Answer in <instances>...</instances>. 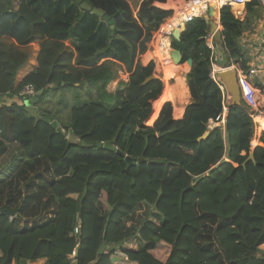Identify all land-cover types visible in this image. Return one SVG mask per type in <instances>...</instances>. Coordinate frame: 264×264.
Here are the masks:
<instances>
[{"label":"trees","instance_id":"1","mask_svg":"<svg viewBox=\"0 0 264 264\" xmlns=\"http://www.w3.org/2000/svg\"><path fill=\"white\" fill-rule=\"evenodd\" d=\"M83 4L101 10L112 27ZM157 4L166 0H142L135 9L127 0H0V98L10 101L0 104V170L9 168L0 177V264H70L77 244L76 264H264V131L252 150L255 164L242 167L254 132L243 103L226 114V158L221 132L207 127L222 112V94L209 77L212 65L247 69L239 39L253 29L256 2L243 19L229 8L220 12L227 65L215 45H207L204 18L171 41L181 63L192 61L185 76L192 102L181 120H174L169 102L152 118L151 102L163 83L143 86L155 64L136 61L171 15ZM34 46L36 68L17 83ZM166 60L172 68L169 52ZM118 63L129 76L110 95L106 88ZM25 85L42 91L34 107L50 92L74 85H86L95 91L89 97L96 96L74 107L68 126H61L49 111L34 115L19 100ZM178 85H169L161 102L183 98L186 88L182 84L180 96ZM206 131L209 136L198 141ZM105 142L133 161L95 147ZM37 164L41 171L24 177L27 193L20 198L24 188L19 192L11 177ZM140 208L145 220L126 230L127 220L143 214ZM76 226L79 233L72 236ZM116 248L128 259L113 256Z\"/></svg>","mask_w":264,"mask_h":264},{"label":"built area","instance_id":"2","mask_svg":"<svg viewBox=\"0 0 264 264\" xmlns=\"http://www.w3.org/2000/svg\"><path fill=\"white\" fill-rule=\"evenodd\" d=\"M256 2L255 8L262 7L264 8V0H188L183 1L182 5L178 8L177 12L179 15L177 16L176 22L173 23L171 26L169 25V22H166L167 19H165V25L170 26L168 29L160 27L152 36L151 43V51H154L155 45L158 41V38L160 39H166L168 41V52L170 54L171 50V41L172 33L174 30L178 29L181 32L184 30L186 25L191 23L194 19L197 18H204L206 21L209 20L208 13L209 10L212 9L216 16L215 21H217V24L219 25V18H220V12L224 8H229L231 13L234 16L239 17L242 19L244 15L246 14V8L249 4ZM172 13L175 14L174 8L171 9ZM172 19L175 17L171 16ZM170 18V17H169ZM168 18V19H169ZM256 31H260L262 33L261 40L255 39L253 41L252 49H251V61L247 64L248 68L243 70L236 64H231L227 67L220 68V71L224 70H231L235 72L236 75V82L239 90V95L241 98V102L244 105L245 111L247 115L251 118L254 126V132H253V140L250 142V147L253 149L256 145V141L258 140V137H256V134H261L262 131H264V127L260 124V122L257 119L264 118V86L257 87L255 84V79H258L260 73L264 70V26L261 28V25L258 23ZM163 26V25H162ZM165 29V30H164ZM246 35V34H245ZM159 36V37H158ZM255 36V35H254ZM213 41L212 34H209L206 38L207 45L210 49H213L214 41L212 42V46L208 44V41ZM215 45V44H214ZM215 64L212 65V76L216 74V71L213 70V67ZM129 75H125L124 82L127 81ZM264 79V74L261 75ZM217 78V75H216ZM218 80V78H217ZM260 82V80H259ZM220 85H218V88L222 92V112L220 115L217 116V118L213 121L210 120L208 122V129H215L218 126H222L225 131V125H226V114L229 110L231 103H230V97L224 88L223 83L220 81ZM37 95V91L34 89L32 85H25L19 90L18 98L22 102H28L32 98H34ZM3 98H0L2 100ZM8 99V98H6ZM10 103V102H9ZM1 104V103H0ZM14 216H10V220H12ZM79 233V229L76 226L74 228L72 236H77ZM79 245L77 244L73 253L69 256L70 264H76V252L78 250ZM113 256L117 258H122L127 260V256L122 253L118 248L113 250L111 253Z\"/></svg>","mask_w":264,"mask_h":264},{"label":"rangeland","instance_id":"3","mask_svg":"<svg viewBox=\"0 0 264 264\" xmlns=\"http://www.w3.org/2000/svg\"><path fill=\"white\" fill-rule=\"evenodd\" d=\"M141 1L142 0H127V2L130 4V6L133 9H135L136 6H138V4ZM169 3H172V2L170 1ZM179 4H182V3L179 1V3H175L174 5H179ZM167 7H170V6H167ZM167 10L171 11V8H167ZM177 10L178 9H174L175 14H173L172 11H171V15L169 16L170 18L168 17L169 20H171V21L173 20L174 23L176 22V20H178V19H176L177 16L179 15V13L177 12ZM255 10H256V14H258V17L254 18V20H253V29L250 30L249 32H246L245 33L247 35V36H245V38L247 40L245 42V49L248 48L249 51L252 49L253 41L255 39H257V40L260 41L261 38H262V33L260 31H256L255 30L256 27L258 26L257 24L259 23L261 25V28L264 26V8H262V7L259 6V8H255ZM171 16H173L175 18L172 19ZM168 18H166L167 19L166 21H168ZM164 23H165V20L161 23V25H164ZM165 29H168V27H165ZM218 30L221 31L222 28L219 27ZM212 42L213 41L211 39V40L208 41V44L212 46ZM215 47H216V44H215ZM157 48H158L157 45H155V48H154V51H155L154 52V55L155 56H154V58H157L156 60L158 61V67H157V71L154 69L153 74L155 75L156 79L162 80V77L163 76H162L161 71L163 70V67L161 66L162 64H160V60L158 58V54L156 53V49ZM216 51L219 54H221L217 50V47H216ZM221 55L223 56V54H221ZM220 60H222L220 58V55H217V61H220ZM180 65L181 66H186V62L185 63H181ZM191 68H192V66H191ZM191 68H189V67L186 66L187 71H185V70L184 71H180L179 70L178 72L174 71L175 73L173 72V76L166 78V81H167L168 85H170L171 83H173V81L176 80V78H178L181 73L182 74H185V73L188 74V72L190 71ZM220 68H221L220 66L215 65L213 67V70L216 71V74L212 76V68H211V72H210V75H209L210 79L215 83V85L217 86V88H218V85H220V84H219V81L216 78V75L221 72L220 71ZM128 73L129 72H128L127 67H125L123 65H121L118 69H115L114 70L115 79L117 78V80H119L118 84L121 83V82H124V79H125L124 76L127 75ZM115 88H117V87H115ZM88 92H89V94L91 92V89L89 87L86 90H84V89H78V88H75L74 87V88H69V89H64V90H58L56 92H50L49 95L47 97H45L44 100H42V102L39 105H37L35 107L33 106L35 109L32 108L30 110V112L32 114L36 115L39 110H47V111H49V113H50V115L52 117H55L58 120V122H59V124L61 126H68V124L70 122V111L74 107H79V106L83 105L85 103V102H83L84 100L85 101H88V99H94L95 98V96L89 97ZM221 94H222V92H221ZM3 99H5V98H3ZM105 101H107V100H105ZM114 104H115V100H111L110 105H114ZM175 116L177 117V115H175ZM215 129H218L221 132V134H222V137H223V145H224V150H225L224 158H226V152H227L226 133H225V131H224V129H223V127L221 125L218 126V127H216ZM208 131H211V129H208ZM65 135H67V134H65ZM253 138H254V136H252L251 142H252ZM255 143H256L255 147L257 145H259L258 141H256ZM1 162H2V160L0 161V164H1ZM41 168H42L41 165L37 164L32 169L29 168L27 170V172L24 171V170H21V171L19 170V172H17L15 175H13L11 177V181L16 185V188H17V190L19 192H20L21 188H24V191L23 192H20V198L23 197L22 195H25L26 196V193H27L26 192L27 190H25V187H22V186H24L25 182H27V180L24 181V177H26L27 179H29V178H32V177L36 176L37 174L40 173V171H41L40 169ZM8 172H9L8 166L7 165L3 166L2 167V172H1L2 174L0 175V177L5 176V174H7ZM137 211H139L141 213L144 212L143 208H140ZM38 216H40V215L39 214H36L34 217L36 218ZM145 218H146V216L144 215V213L141 214V215L140 214L135 215L134 217H132V219L127 220V223L125 224V229L126 230L129 229L131 226L138 227L141 224V222L143 220H145ZM21 221H26V222L29 221V223H30L31 219L21 218ZM260 249H261V251L264 252V245L261 246Z\"/></svg>","mask_w":264,"mask_h":264},{"label":"crops","instance_id":"4","mask_svg":"<svg viewBox=\"0 0 264 264\" xmlns=\"http://www.w3.org/2000/svg\"><path fill=\"white\" fill-rule=\"evenodd\" d=\"M169 1H171L173 4H175V3H179V1H181V3L184 1V0H166V4H157L156 6H158V7H160V8H162V9H165V10H167V8H164L165 7V5H167L168 3H169ZM172 3H170V4H172ZM171 9H173V8H171ZM166 22H169V25L171 26L174 22H173V20L171 21V20H169L168 19V21H166ZM209 22V21H208ZM213 22L216 24V26H217V21H215V18L213 19ZM164 26V27H163ZM160 25L159 26V28L160 27H162V28H165V27H170V26H167V25ZM158 28V29H159ZM257 28V27H256ZM165 30V29H164ZM210 33V32H209ZM211 34V33H210ZM245 36H247V35H245V33L243 34V36L239 39V45L241 46V48H242V50H244V52H246V54H247V59H248V62L247 63H250L249 61H251V50L249 51V49L248 48H246L245 49V42L247 41L246 40V38H245ZM67 44H69L68 42H66ZM151 45H153L151 42H148V43H146V50H145V52L143 53V54H141V55H138L137 57H136V61H139L140 63H141V65L142 66H147L150 62H153L154 64H155V70L157 71V67H158V61L156 60L157 58H154V52L155 51H151ZM172 49V48H171ZM158 50V48L156 49V51ZM166 51L168 52V50H167V48H166ZM37 55H38V47L37 46H34V51H33V55H32V57H31V59H30V61H29V63L23 68V69H21L20 71H19V73H18V75H17V83H19L30 71H32L33 69H35L36 68V64H37V62H36V60H37ZM152 56V57H151ZM159 58V57H158ZM160 60V59H159ZM104 61V60H103ZM168 62V61H167ZM187 62V61H186ZM160 64H162L161 63V61H160ZM180 64H181V62H180ZM237 65V64H236ZM121 66V64H119L118 63V65H116V67H115V69H118L119 67ZM162 67H163V65H161ZM124 68V67H123ZM189 68H191V67H189ZM172 70V71H171ZM174 71H176V72H178L179 71V69H177L176 68V65L173 63V67H172V69L171 68H169V69H164V67H163V70L161 71V73H162V83H164L163 84V90H162V93H161V95L155 100V103H156V105H157V107L159 108L160 106H162L163 104H165V103H167V102H169V103H171V105H172V108H173V118H174V120H181L182 119V116H183V113H184V110H185V108H186V106H188L191 102H192V99H191V97H190V94H189V91H188V88H187V85H186V78H185V76L187 75V73H185V74H180V76L178 77V78H176V80H174L173 81V83H171L170 84V86L171 87H173V86H175V85H177V82H181L183 85H184V87L186 88L185 89V91H186V95H184V97L183 98H180V97H174L173 98V100H167V101H164V102H161L162 100H160V98L162 97V95H163V93H164V88L166 87V85H168V83H167V81H166V77H171V76H173V72ZM180 71H184V70H180ZM175 73V72H174ZM262 74H264V70L260 73V75H259V77H258V79H255L256 81H255V84H256V86L257 87H259V85L260 86H264V79H263V77L261 76ZM127 75H129V73L127 74ZM179 79V80H178ZM259 80H260V82H259ZM118 82H119V80H117V78L116 79H114L113 81H111L110 83H109V85L107 86V88H106V92L108 93V94H113V92H115V90H116V88L115 87H117L118 86ZM74 87L75 88H78V85H74ZM168 87H169V85H168ZM88 87L85 85V86H83V89L84 90H86ZM82 89V88H81ZM91 93L89 94L90 96H92L93 94H95L94 92V90H92L91 89ZM168 91H169V89H168ZM96 96V95H95ZM180 96H183V90H182V94L180 95ZM85 101V100H84ZM83 101V102H84ZM10 101H9V99H2V100H0V103H9ZM30 109H35L33 106H31V107H29ZM175 115H177V117L175 116ZM261 124L262 123H264V119H262V118H260V119H257ZM262 127H264V125H262ZM260 136V134L259 133H257L256 134V137H259ZM71 138V136L70 135H67V138ZM9 161H7L5 164H7ZM2 172V170L0 171V174H2L1 173ZM23 224V223H22ZM21 224V225H22ZM12 264H18V263H12ZM20 264H45V260H38V261H34V262H31V261H27V262H25V263H23V262H20Z\"/></svg>","mask_w":264,"mask_h":264},{"label":"water","instance_id":"5","mask_svg":"<svg viewBox=\"0 0 264 264\" xmlns=\"http://www.w3.org/2000/svg\"><path fill=\"white\" fill-rule=\"evenodd\" d=\"M82 9H84L87 12H90L93 15H96L100 18H103V20L105 22H108V24L111 26L113 24L112 20H109L108 16L104 15V13L101 10H97V9H92L87 6L86 4L82 5ZM216 16L215 12L210 9L209 13H208V17H209V31L213 36V41L216 44L217 50L223 54V63L226 65L227 64V57L224 55L225 52V47L223 44V37L221 34V31L217 29L216 24L213 22L214 17ZM112 27V26H111ZM180 35H181V31L176 29L173 31L172 33V38L174 41L178 42L180 40ZM170 56L172 61L174 62V64H179L182 60L181 58V54L179 50L176 49H171L170 51ZM188 64L189 67L192 66V61L191 60H187L186 62ZM217 78L223 83L224 88L226 89L227 93L230 96V102H231V107H239L241 105V98L239 95V90H238V86H237V82H236V75L235 72L231 71V70H224L221 71L220 73L217 74ZM156 77L154 74H152L151 76H149L148 78H145L144 82L142 83L143 86H145L146 84H148L149 82L155 80ZM63 87V84H62ZM42 94V91H39L37 93V95L32 98L31 100H29L28 102H26V106L30 107L33 104H35L36 102L39 101L40 96ZM152 103V102H151ZM54 128H57V124L56 122H53L51 124ZM58 131H60L59 128H57ZM61 132V131H60ZM210 132L206 131L199 139L198 141H202L205 140L208 136H209ZM71 140H75L74 137L70 138ZM115 141V140H114ZM262 148H264V144L260 145ZM96 148H102L105 150H110L115 152L117 155H119L120 157H123L125 159V161L127 163H130L133 161V159H131L128 156H125L122 152H120L119 150H115V148L112 146L111 142H105V143H96L95 144ZM249 162H252L255 164V159H254V152L251 150L249 152L248 158L245 160V162L242 164V167H245V165ZM192 189V186H189L186 190H184L181 194V197H183V195L187 192L190 191ZM2 214H5V212H3ZM8 214V213H6ZM9 214H12V212H9ZM104 250V247L101 246L99 249V253H102Z\"/></svg>","mask_w":264,"mask_h":264},{"label":"bare ground","instance_id":"6","mask_svg":"<svg viewBox=\"0 0 264 264\" xmlns=\"http://www.w3.org/2000/svg\"><path fill=\"white\" fill-rule=\"evenodd\" d=\"M182 5V4H181ZM179 5H174V4H168L167 6H170V7H164V8H174V9H178L180 6ZM220 27V25L217 24V29ZM165 44V45H164ZM157 47H158V50L156 51V53L158 54V57L161 61L164 62V66L165 68L169 69V63L167 62L166 60V57H167V52H166V48L168 47V41L166 39H160L158 38V41L156 43ZM166 46V48H165ZM171 51V50H170ZM170 55V54H169ZM171 57V56H170ZM172 60V59H171ZM173 62V61H172ZM174 63V62H173ZM176 65V64H175ZM172 69V68H171ZM172 71V70H171ZM167 78V77H166ZM179 80V79H178ZM179 93L182 94V90H183V85L182 83L179 81ZM168 85H166V87L164 88V93L165 95L168 93ZM164 97H161L160 100H162ZM158 112V107L155 103V101L152 102V118L157 114Z\"/></svg>","mask_w":264,"mask_h":264},{"label":"clouds","instance_id":"7","mask_svg":"<svg viewBox=\"0 0 264 264\" xmlns=\"http://www.w3.org/2000/svg\"><path fill=\"white\" fill-rule=\"evenodd\" d=\"M246 13H247V12H246ZM245 16H246V14L244 15V17H245ZM244 17H243V18H244ZM243 18H242V19H243ZM208 21H209V20H208ZM208 21H207V22H208ZM247 64H248V63H247ZM246 67L248 68V66H246ZM241 103H242V102H241ZM230 107H231V106H230ZM253 149H254V148H253ZM253 149H252V150H253Z\"/></svg>","mask_w":264,"mask_h":264}]
</instances>
